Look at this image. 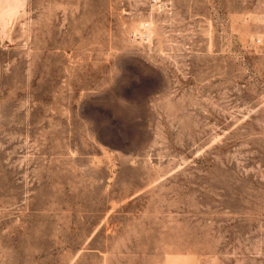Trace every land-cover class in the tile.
<instances>
[{
    "label": "rangeland",
    "instance_id": "rangeland-1",
    "mask_svg": "<svg viewBox=\"0 0 264 264\" xmlns=\"http://www.w3.org/2000/svg\"><path fill=\"white\" fill-rule=\"evenodd\" d=\"M166 1L0 18V264H264V0Z\"/></svg>",
    "mask_w": 264,
    "mask_h": 264
},
{
    "label": "built area",
    "instance_id": "built-area-1",
    "mask_svg": "<svg viewBox=\"0 0 264 264\" xmlns=\"http://www.w3.org/2000/svg\"><path fill=\"white\" fill-rule=\"evenodd\" d=\"M150 6H156L158 8L163 7L166 4V0H147ZM151 38V35L149 36L148 31V24L147 21L144 22L143 25H140L137 29L133 30L130 34V39L142 41L144 43H147L149 39ZM256 42H259L257 39Z\"/></svg>",
    "mask_w": 264,
    "mask_h": 264
},
{
    "label": "bare ground",
    "instance_id": "bare-ground-1",
    "mask_svg": "<svg viewBox=\"0 0 264 264\" xmlns=\"http://www.w3.org/2000/svg\"><path fill=\"white\" fill-rule=\"evenodd\" d=\"M20 0H0V18L3 19L6 15H11L18 10Z\"/></svg>",
    "mask_w": 264,
    "mask_h": 264
}]
</instances>
